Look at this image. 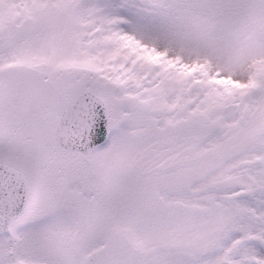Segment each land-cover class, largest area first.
Instances as JSON below:
<instances>
[{"label": "rangeland", "instance_id": "obj_1", "mask_svg": "<svg viewBox=\"0 0 264 264\" xmlns=\"http://www.w3.org/2000/svg\"><path fill=\"white\" fill-rule=\"evenodd\" d=\"M0 83L30 188L0 264H264V0H0ZM87 91L84 156L54 138Z\"/></svg>", "mask_w": 264, "mask_h": 264}, {"label": "water", "instance_id": "obj_2", "mask_svg": "<svg viewBox=\"0 0 264 264\" xmlns=\"http://www.w3.org/2000/svg\"><path fill=\"white\" fill-rule=\"evenodd\" d=\"M106 101L87 91L63 112L55 136L56 144L66 150L89 156L111 140ZM29 200V186L24 174L0 164V237L11 233L12 225L24 213ZM108 249L92 253L87 264H96Z\"/></svg>", "mask_w": 264, "mask_h": 264}, {"label": "flooded vegetation", "instance_id": "obj_3", "mask_svg": "<svg viewBox=\"0 0 264 264\" xmlns=\"http://www.w3.org/2000/svg\"><path fill=\"white\" fill-rule=\"evenodd\" d=\"M4 92H5V85H3L2 83H0V99L2 98L1 96L4 94ZM14 98H16V96H13V99ZM19 98H20V96H19ZM6 124V123H5ZM5 124H3V121H1L0 120V130H2V132H0V134H2V135H4L5 133H7L6 132V128H3L4 127V125ZM58 126H59V124H58ZM58 126H57V129H58ZM47 132V131H46ZM56 132H57V130H56ZM47 135L49 136L50 135V132H49V130H48V133H47ZM55 136H56V134H55ZM54 142H55V138H54ZM56 143V142H55ZM55 145H57V144H55ZM58 146V145H57ZM0 164H2V165H6V166H9L10 168H13V169H15V170H17V171H19L20 173H22V174H24L25 175V177H26V179H27V181H28V186H29V178H28V176H27V174H26V172L21 168V166L18 164V163H16V162H14L13 160H12V158L11 157H9V154L8 155H4V154H0ZM30 189V188H29ZM29 199H30V191H29ZM28 203H29V200H28ZM28 205V204H27ZM26 208H27V206H26ZM26 210V209H25ZM25 212V211H24ZM24 214V213H23ZM9 235L10 236H12V233H9ZM99 263V262H98Z\"/></svg>", "mask_w": 264, "mask_h": 264}]
</instances>
